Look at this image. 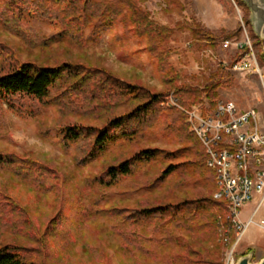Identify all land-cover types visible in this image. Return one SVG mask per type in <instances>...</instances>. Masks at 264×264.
Returning <instances> with one entry per match:
<instances>
[{
  "label": "trees",
  "instance_id": "trees-1",
  "mask_svg": "<svg viewBox=\"0 0 264 264\" xmlns=\"http://www.w3.org/2000/svg\"><path fill=\"white\" fill-rule=\"evenodd\" d=\"M140 2L142 0H0V23L29 46L44 50L56 39L80 42L89 27L96 29L101 24L128 19L136 33L146 38L148 54L167 77L166 92L174 90L178 103L185 108L204 98L214 105L219 90L231 83L213 75L204 85L180 82V74L167 60L165 44L170 31L153 25L139 7ZM25 17L56 21L60 30L54 37L41 39L27 26ZM188 29L194 38L216 44L210 31L200 25ZM239 33H230L226 38ZM14 51L0 43V103L25 112L26 105L37 110L56 100L61 111L80 109L79 116L87 117L99 109L113 110L101 125L75 120L57 127L62 147H78V165L105 161L104 169L93 177V185L120 186L125 180L134 179L140 169L152 162L163 161L161 169L151 171L146 180L134 183L132 190L120 193L127 197L130 192L137 195L144 191V195H150L159 191L152 201H137L127 206L123 196L92 209L93 213L115 212V220L121 215L119 225L115 226L122 228L134 249L135 264H223L226 248L221 231L227 224V202L214 198L216 182L218 191L220 181H216L215 171L207 166L205 146L190 131L186 114L162 105L168 93L151 92L84 63L21 61ZM262 57L264 59V53ZM53 92L55 97H52ZM156 118L163 121L165 130L176 134L183 147L174 151L152 147L126 151L143 137ZM116 152L120 159L110 162ZM63 176L62 171L42 158L0 151V223L10 218L17 222L15 229L8 226L1 231L6 234L9 229L12 240H0V264H49L46 258H42L43 262L37 260L38 252L44 255L46 246L30 247L28 243L32 240L19 241L16 235L30 232L36 242L44 243V239L48 241L63 230L67 222L63 211L70 200L67 196L69 182L63 180ZM15 184L25 186L29 194L40 198L36 214L29 212L23 201L11 193V186ZM160 191L166 193L162 195ZM90 209L83 213L89 214ZM228 222L230 225L229 218ZM232 240L230 238L231 243ZM32 248L34 252L29 250Z\"/></svg>",
  "mask_w": 264,
  "mask_h": 264
},
{
  "label": "rangeland",
  "instance_id": "rangeland-1",
  "mask_svg": "<svg viewBox=\"0 0 264 264\" xmlns=\"http://www.w3.org/2000/svg\"><path fill=\"white\" fill-rule=\"evenodd\" d=\"M139 7L145 11L153 25L166 27L170 31L165 44L167 60L180 74V82L185 81L194 86L204 85L205 80L213 75L216 79L231 83L219 90V97L214 105L208 98H204L192 106L196 105L211 112L219 101H231L241 110L255 108L263 112L264 39L256 34L251 21V9L244 0H142ZM24 20L32 32L41 39L54 37L60 30L56 21H43L31 17H25ZM195 24L209 30L211 36L216 39V44L212 45L208 40L194 38L188 27ZM238 31H240L238 35L226 38V35ZM248 38L252 43L261 74L250 70L233 69L234 64L244 55L243 50L237 49L236 43L247 41ZM227 40L233 43L229 47L224 46ZM0 43L15 50L21 61L84 63L100 68L114 78L137 83L151 92L168 93L162 103L163 106L175 107L183 113L184 109L192 107L181 106L174 96V90L166 92L167 77L160 72L156 60L148 54L146 38L136 33L128 19L121 18L116 23L101 24L96 29L89 27L84 31L80 42L71 40L58 42L56 39L52 46L44 50L29 46L19 37L9 33L0 23ZM1 62L0 58V64ZM52 97H55L54 92ZM25 108L27 109L25 112H18L8 104L0 103V151L42 158L51 166H55L63 172V180L69 182L67 196L70 200L63 211L67 222L57 236L48 241L43 238L44 243L36 242L32 233L26 234L25 231L20 233L18 229L17 233L20 234L16 236L19 241L30 239L32 240L28 243L30 247L46 246L45 254L38 252L40 257H37V260L43 262L42 258H46V263L49 264H135L137 256L134 249L130 246L125 232L122 233V228L115 226L119 225L121 215L115 220L113 216L115 212L93 213L92 209L103 207L111 200L123 197L124 195L120 196L121 191L132 190L134 183L146 180L151 171L161 169L163 161L158 159L152 162L144 169H140L134 179H127L120 186L107 188L93 185V177L104 169L105 161L78 165V147L75 145L71 148L62 147L57 127L75 120L89 125H101L113 110L99 109L88 117L83 116L85 114L79 116L80 109L72 108L63 112L56 100L37 110H33L29 105ZM159 119L156 118L143 137L126 151L133 152L147 147L174 151L183 147L184 144L176 134L165 130L161 124L163 121ZM188 124L190 131L194 132L189 122ZM110 158V162H115L120 159V154L116 152ZM171 182H168L166 189ZM216 183L218 189V182ZM10 190L23 201L29 212L36 214L37 204H40L38 196L29 194L26 187L21 184L12 185ZM158 192L150 195H144V191L137 195L130 192L127 197L124 196L125 205L132 206L137 201H152ZM166 192L160 191L162 195ZM87 209L91 212L84 214V210ZM228 218L229 215L223 228L229 227ZM16 223L15 218L4 219L0 223V240H12L11 234L8 233L9 229L6 234L1 231L8 226L15 229ZM231 232L233 233V236L230 235L231 240L232 237L235 238L229 246L222 239L226 248L223 264L232 253V247L238 238L233 231ZM224 233L226 234V231ZM29 250L35 251L34 248ZM255 250L245 247L241 239L236 245L234 255L238 260L253 251L252 263L257 264L264 255V250L261 248ZM33 252L30 254L33 255Z\"/></svg>",
  "mask_w": 264,
  "mask_h": 264
},
{
  "label": "built area",
  "instance_id": "built-area-1",
  "mask_svg": "<svg viewBox=\"0 0 264 264\" xmlns=\"http://www.w3.org/2000/svg\"><path fill=\"white\" fill-rule=\"evenodd\" d=\"M231 44L229 40L224 42L225 47ZM236 47L244 55L233 69L261 74L250 39L237 42ZM183 111L207 148V166L220 181V191H215L214 198L226 200L232 226L238 227V245L252 225L264 229V215H260L264 210V110H241L234 102L219 101L211 112L196 105ZM250 173H258V183H250ZM250 203L254 208L243 220L242 211ZM235 248L232 247L231 260L225 264H237Z\"/></svg>",
  "mask_w": 264,
  "mask_h": 264
},
{
  "label": "water",
  "instance_id": "water-1",
  "mask_svg": "<svg viewBox=\"0 0 264 264\" xmlns=\"http://www.w3.org/2000/svg\"><path fill=\"white\" fill-rule=\"evenodd\" d=\"M251 9V21L258 36L264 39V0H244ZM254 252L251 251L237 260V264H253ZM257 264H264V257Z\"/></svg>",
  "mask_w": 264,
  "mask_h": 264
},
{
  "label": "crops",
  "instance_id": "crops-1",
  "mask_svg": "<svg viewBox=\"0 0 264 264\" xmlns=\"http://www.w3.org/2000/svg\"><path fill=\"white\" fill-rule=\"evenodd\" d=\"M250 206V207H249ZM254 208V204L250 203L247 206L244 207L242 211V219L245 220L249 217L252 210ZM260 215H264V211L262 210ZM243 244L245 247H251L254 251H256V248H261V250H264V229L261 228L258 225H252L247 229L245 232L243 238H242ZM236 246V244H235ZM264 257V255L262 256ZM261 257V259H262Z\"/></svg>",
  "mask_w": 264,
  "mask_h": 264
},
{
  "label": "bare ground",
  "instance_id": "bare-ground-1",
  "mask_svg": "<svg viewBox=\"0 0 264 264\" xmlns=\"http://www.w3.org/2000/svg\"><path fill=\"white\" fill-rule=\"evenodd\" d=\"M189 123L192 126L191 129L194 130V126H193L192 122H189ZM200 140L202 141L201 138H200ZM205 149H206V153L208 155V151H207L206 146H205ZM250 183H258V173H250ZM218 191H220V188H219ZM217 199H221V198H217ZM229 220H230L229 227L227 229L224 228V230L222 231V234L224 233V231H226V234L225 233L223 234V241L225 242V244H227V246H229L231 244L230 237H229V232L234 231L236 236L238 237V227L237 226H232V218H231V216H229ZM231 254L228 255L227 260H231Z\"/></svg>",
  "mask_w": 264,
  "mask_h": 264
}]
</instances>
